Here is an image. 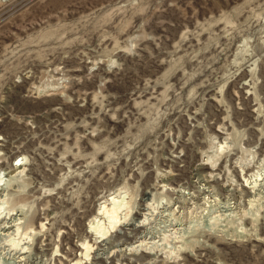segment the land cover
I'll use <instances>...</instances> for the list:
<instances>
[{"label":"rangeland","instance_id":"1","mask_svg":"<svg viewBox=\"0 0 264 264\" xmlns=\"http://www.w3.org/2000/svg\"><path fill=\"white\" fill-rule=\"evenodd\" d=\"M0 172V264H264V0H0Z\"/></svg>","mask_w":264,"mask_h":264},{"label":"bare ground","instance_id":"2","mask_svg":"<svg viewBox=\"0 0 264 264\" xmlns=\"http://www.w3.org/2000/svg\"><path fill=\"white\" fill-rule=\"evenodd\" d=\"M225 148H226V143H224V142L218 145V151L219 152H223L225 150ZM20 167H21V165H20ZM23 171L24 170L22 169L19 173H22ZM5 176H6L5 174L0 172V187L5 180ZM255 176L258 177V176H260V174L256 173ZM208 181H212V179L209 178ZM122 193H123V191H120L119 194H111V195H109L108 198H106L104 201H102L98 207L97 215L94 216L95 219L94 220L92 219L93 221L91 222V224L92 225L95 224L94 229L98 232V234H100L101 238L108 235L109 233L112 234V232L118 231L117 230L118 225L123 226V229L128 228L129 230H133V231L135 230L136 231V230L140 229L141 227H144L146 220L148 219V218H145L144 220L143 219L139 220L138 218H136L133 221L127 222L129 215L132 211V206L130 204L131 201H122V200L119 201L118 197H120V195ZM6 199H2V201H1L2 206H1L0 210H5V209H3V207H4V205H6L8 203V200H6ZM148 205L151 206L150 203ZM1 212L2 211H0V213ZM102 214L106 216L107 221H103V220L101 221V219H99V216ZM7 217H8V215H7ZM16 223H18V222H16ZM20 224H15V217L11 216V217L7 218L6 221L4 220V223L2 224L1 229H2V231H7V230H10L11 228L17 227V231H18L19 228L21 229ZM26 234H29V233H26ZM84 247L86 250V252L84 253V256L87 258L90 255L89 252H90L92 247L88 243H85ZM81 262H82V260L80 259V260L73 261V263H71V264H80Z\"/></svg>","mask_w":264,"mask_h":264}]
</instances>
